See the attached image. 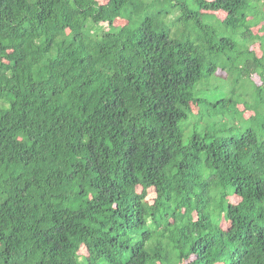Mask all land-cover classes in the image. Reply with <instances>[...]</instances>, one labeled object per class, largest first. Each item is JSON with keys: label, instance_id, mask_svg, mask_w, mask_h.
<instances>
[{"label": "trees", "instance_id": "1", "mask_svg": "<svg viewBox=\"0 0 264 264\" xmlns=\"http://www.w3.org/2000/svg\"><path fill=\"white\" fill-rule=\"evenodd\" d=\"M0 264H264V0H0Z\"/></svg>", "mask_w": 264, "mask_h": 264}, {"label": "rangeland", "instance_id": "2", "mask_svg": "<svg viewBox=\"0 0 264 264\" xmlns=\"http://www.w3.org/2000/svg\"><path fill=\"white\" fill-rule=\"evenodd\" d=\"M99 1H100V2H105L106 0H99ZM218 14H219V13H218ZM218 16L223 17L224 15L221 14V12H220V14H219ZM252 48H253L254 50H257L258 54H262V51H261V49H260L258 43L253 44V45H252ZM219 73H221V70H219ZM253 80H254L256 83H259V84L262 83L258 75H253ZM240 108H241V109H244V106H243V105H240ZM245 112H246V113H245L246 116H247L248 114H249V115L251 114L250 111H247V110H246ZM154 196H155V192H154V190H153V189H150L149 194H148V199H149L150 201H152ZM230 200H231L233 203H237V202H239L240 198L237 197L236 195H233V196L230 197ZM223 225H224V226H227V222L223 221ZM81 251H82V252H85V248H82Z\"/></svg>", "mask_w": 264, "mask_h": 264}]
</instances>
